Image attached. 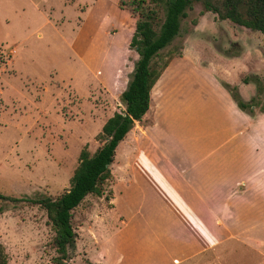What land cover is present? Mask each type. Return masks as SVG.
<instances>
[{
    "label": "rangeland",
    "instance_id": "374dc122",
    "mask_svg": "<svg viewBox=\"0 0 264 264\" xmlns=\"http://www.w3.org/2000/svg\"><path fill=\"white\" fill-rule=\"evenodd\" d=\"M118 2L0 0L1 194L57 198L71 186L81 150L94 153L105 122L125 109L121 94L139 54L131 47L136 20ZM171 56L153 88L152 106L137 124L142 127L118 147L106 194L89 195L74 211L78 238L71 264H131L133 257L118 251L119 231L147 236L156 231L149 222L150 193L133 182L118 187L117 176L142 128L154 126L159 99H168L158 122L162 150L207 151L196 140L207 138L212 127L187 130L188 120H198L191 114L197 98L210 99L203 107L212 112L224 82L240 91L246 76L259 75L264 86L263 34L221 19L199 0L156 61L161 66ZM236 58L242 62L229 61ZM258 100L255 109L264 104V90ZM143 150L155 148L146 144ZM0 206V241L8 264H53L55 232L46 210L29 200L0 198Z\"/></svg>",
    "mask_w": 264,
    "mask_h": 264
},
{
    "label": "crops",
    "instance_id": "0c3cea01",
    "mask_svg": "<svg viewBox=\"0 0 264 264\" xmlns=\"http://www.w3.org/2000/svg\"><path fill=\"white\" fill-rule=\"evenodd\" d=\"M239 87L245 100L256 95L254 84ZM217 92L216 109L206 112L210 99L197 98L191 114L198 120L187 122V130L212 127L196 140L209 150H162L157 134L165 95L154 126L142 128L123 160L117 185L133 182L150 193L149 222L156 229L149 236L119 231L118 251L133 257L131 264H264V110L252 114L228 90ZM146 144L155 150H143Z\"/></svg>",
    "mask_w": 264,
    "mask_h": 264
},
{
    "label": "trees",
    "instance_id": "16d2710c",
    "mask_svg": "<svg viewBox=\"0 0 264 264\" xmlns=\"http://www.w3.org/2000/svg\"><path fill=\"white\" fill-rule=\"evenodd\" d=\"M196 0H119L118 5L136 20L131 47L136 49L139 59L132 78L121 94L125 105L123 111L113 114L99 133L102 144L92 153L84 147L79 164L71 178V186L57 198L43 196L37 199H19L0 193V198L15 201L29 200L46 210L49 224L55 232L53 239L57 255L53 264H71L76 249L78 233L74 225V211L89 195L98 197L106 193V184L114 178L112 165L117 150L137 121H142L152 105V90L163 72L169 66L172 56L161 66L156 61L162 51L179 35L181 20L187 16V9ZM206 11H212L221 19H230L236 24L260 31L264 36V0H199ZM245 83L254 82L257 94L245 100L237 85L224 82L237 105L252 114L260 106L258 95L264 90L259 75L246 76ZM264 110V104L260 107ZM112 192H110L111 194ZM110 194L106 195L111 199ZM4 207L0 206V215ZM0 264H8V254L0 241Z\"/></svg>",
    "mask_w": 264,
    "mask_h": 264
}]
</instances>
